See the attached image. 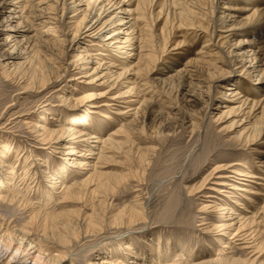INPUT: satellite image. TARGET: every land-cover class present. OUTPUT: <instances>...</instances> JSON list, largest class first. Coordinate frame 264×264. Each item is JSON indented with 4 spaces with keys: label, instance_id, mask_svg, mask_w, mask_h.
I'll use <instances>...</instances> for the list:
<instances>
[{
    "label": "rangeland",
    "instance_id": "374dc122",
    "mask_svg": "<svg viewBox=\"0 0 264 264\" xmlns=\"http://www.w3.org/2000/svg\"><path fill=\"white\" fill-rule=\"evenodd\" d=\"M42 1L54 18L45 28L33 25V2L19 0L21 14L17 22L33 25L27 40L16 47L19 56L28 57L27 64L10 73L3 65L6 51L0 47V154L13 166L9 170L14 173L9 175L14 177L13 191L26 205L9 208L0 200V219L4 218L16 229L29 228L33 239L38 240V236L56 239L60 248L53 253H61L64 264L125 261L127 256L122 250L125 243L142 254L167 249L172 255L177 254L181 264L216 259L225 253L229 258L226 264H264V174H258L264 170L259 167L264 165V111H256L264 99V84H256L258 74L249 72L245 68L248 63L240 56L244 47L251 56L264 53V23L252 26L244 21L251 13L244 10H263L264 0H200L193 11L206 14L202 19L197 17L202 27L194 22L177 26L180 6L183 9L192 0H161L164 2L160 3L162 9L158 8V13L152 7L148 11L146 37L158 35L154 31L163 26L165 31L159 39H149L152 46L145 49H149L146 54L152 59L142 61L139 69L132 67L137 59H131L128 68L124 64L126 55L105 47L100 40L73 43L74 36L90 25V18H83L88 13L85 5L80 6L83 11L77 14L70 7L75 0ZM158 15L162 19L156 23ZM2 19L0 14V30ZM135 26L139 30L142 24ZM200 31L205 36L211 34L212 43L219 47L211 48L214 55L211 59L202 58L207 65L194 64L196 79L181 87L180 75L205 39ZM2 37L0 32V40ZM224 37L225 40L221 39ZM243 41L247 42L240 45ZM78 54L85 56L86 61L95 59L113 72L111 84L98 87L97 92L105 96L99 109H90V102L83 100L94 85H87L88 79L84 78L72 81L78 77L77 71L68 70L67 64ZM141 54L138 53L139 57ZM241 69H247L248 75L239 72ZM168 70L171 71L167 75L161 73ZM128 73H135V78ZM57 75H62L61 81L43 92H34ZM20 76L22 82L18 81ZM126 76L128 83L123 86L132 87L136 93L139 80H148L144 83L147 89L139 93L138 101H128L134 105L136 118L130 117L133 128L122 137L127 140L126 154L121 157L109 154L96 165L94 178L90 171L78 177L83 184L92 182L81 186L76 196L62 200L55 194L45 202L44 196L51 192L47 187L49 175L64 161L51 148L38 149L44 145L33 141L36 133L29 127L42 124L56 130L85 119L92 121V128L96 134H103L104 140L121 128L122 118L118 114L127 105L111 106L108 98L118 94ZM169 76L174 77L166 78ZM153 78L164 81L152 82ZM26 84H29L27 92L22 93ZM230 84L233 88L238 84L236 90L247 95L248 106L254 103L255 107L228 114L221 104H227L223 94ZM191 91L195 97L188 95ZM59 96L67 99L61 102ZM72 104L82 106L73 110L68 106ZM41 118L47 122L40 123ZM43 162H47L45 173H39L38 164ZM22 169H27L28 180L24 182V175L20 176ZM32 180L35 182L31 183ZM37 181L43 192L38 190ZM32 212L41 219L30 221ZM45 214L49 216L44 218ZM235 215L240 220L257 221L251 228L254 246L250 249H244L235 239L226 241L229 236L220 232V225ZM222 241L228 243L227 249L220 248Z\"/></svg>",
    "mask_w": 264,
    "mask_h": 264
},
{
    "label": "bare ground",
    "instance_id": "6f19581e",
    "mask_svg": "<svg viewBox=\"0 0 264 264\" xmlns=\"http://www.w3.org/2000/svg\"><path fill=\"white\" fill-rule=\"evenodd\" d=\"M31 1L33 2V6H35V10L32 13L33 25L36 27L45 28L49 23H51V20H54V18L51 16L52 13L47 9L48 5H46L45 1L42 0ZM75 1L72 2L70 6L74 9L73 12L79 14L81 11H83L81 10L80 6L85 5L84 8L88 13L85 14L83 18H85L86 20H89L90 18V20L88 21L90 22V25L82 28L83 31L78 32L74 36V38L72 39L73 43L86 41V39H91L89 40L90 42H93L94 39L100 40L104 43L105 47H109L112 49L114 48V51L116 53H124L126 55L124 64L127 65L128 68L130 66V63H132L131 59H137L136 64H134L132 67L134 68L135 66H137L138 69L141 68L140 66L143 65L142 61L152 59L149 54H146L149 53V49L145 48H150L152 46L149 41L151 37L154 39H159L158 37L165 31V29L163 26L162 28L154 31L158 32V35L155 33L152 36H149V39L146 37V33L148 32V23L146 22L149 20L148 11L152 7L155 8L157 12V9L162 6V4L160 3L164 1L160 2L161 0H80L78 3H76ZM199 2L200 0H192V2L189 1V4L187 3L188 5L183 9H181L180 6L179 10L178 7L177 10H179V12H176V20L179 23L177 25L178 27L180 25L186 24L193 25V22L196 23L198 27H202L199 26L200 21L197 19V17L199 19H202L203 16H206V14L201 15L193 11L194 9H197ZM166 3H168V1ZM185 4L186 3H184V6ZM170 5L172 6L171 3ZM0 6V14L3 17L1 22L2 28L0 30L3 37L0 40V47L3 48V51H6V55L3 58V65L10 72L18 69L19 66L27 64L25 61L28 57L19 56L20 53H18V49L16 47L19 43L23 42L26 39L27 35L30 32L33 31V25H25L21 23V21L17 22L21 14L19 0H2ZM228 9L230 10L232 8L229 7ZM234 9L237 10L238 8ZM248 10H250L251 13L246 16V19L244 20L245 22L251 24L252 26L259 25L260 22L264 23V9L258 10V8H246L244 11ZM94 16H96V19L93 20ZM155 17L156 23L160 22V20L162 19V17H159V15ZM136 24H142L139 30H136ZM231 26L232 24L228 25L227 27ZM42 33L44 35H47L45 31H43ZM200 33L204 34L205 36V33L203 31H200ZM204 38L205 39L202 41V45L199 49L200 51L195 54L194 59L188 61L191 64L189 66H186L185 71L182 75H180L181 87H184L185 82H187L188 80L196 79L195 74L197 73V69L195 68L194 64L198 63L202 65H207V63L204 62L205 60H203L202 58L206 57L207 60L211 59L212 57H214V55L210 53L212 52L211 48L219 47L218 45H215V43H212L211 34L210 36L208 35ZM221 39L225 40L226 38L224 37ZM246 42L247 41H243L240 45H243ZM221 44L222 43H220L219 45ZM88 46L91 45L88 44ZM244 48L241 49L244 50V52L240 56L242 58V61L248 63V66H246L245 68H247L249 72L252 71L253 73L258 74L259 78L256 84H264V53H261L258 56H251L250 51H248L246 47ZM204 49L206 50L203 51ZM123 50L124 52H121ZM125 51L129 52L126 53ZM139 52L142 54L145 53L146 55L141 54V56L139 57ZM116 53L114 54L115 57H117ZM239 62L241 61L239 60ZM67 65L68 70L69 68H71V70L77 71L76 75L78 77L74 78L72 81L76 82L77 79L84 78L88 79V81L86 82L87 85H94L93 87L90 86V89L88 91L90 93L86 91L87 93H85L86 95H84L83 97L84 101L90 102L89 108H101L103 106L102 98H104L105 96L104 94L97 92L98 87L104 86L106 84H111V78L113 77V75L111 76V73L113 72H110L108 68H103L102 65L97 64L95 59H89L86 61L85 56H81L79 54L74 56V59L68 62ZM143 67L146 68V66ZM240 68H243V65ZM247 69H241L239 72H242L243 75H248L249 72H246ZM169 71L171 70H168V72L161 71V73L167 75ZM134 74L135 73H128L127 75H132V77H134ZM175 74L177 76L178 72H176ZM106 75L109 76L106 77ZM61 77L62 75H57L56 78L50 79L47 82L42 83L41 87L39 88V91L34 92L40 93L45 91L48 87H51L52 84L61 81ZM171 77L174 76H169L166 78ZM145 79L146 78H141V80H139L140 82L138 83L136 93V91L132 87L128 85L125 87L123 86L124 84L128 83L126 76L125 80L120 84L121 88L118 90V94L108 98L112 102L111 106H120V104H125L127 106L125 107L124 111L118 114L122 118V120L119 122V126L121 128H118L117 132L110 134L109 137L104 138V140L103 134H96V129L94 130V128H92V121L87 120L85 122V119H81L79 122H74L75 124L66 128H62L61 126H59L56 130L45 128L42 124L31 125L29 127L32 128L31 130L34 129V133H36L35 139H33V141H35L38 145L48 146H41L40 148L38 147V149L45 150L51 148L52 152L55 151V153L62 155V161H64V165L58 166L57 170L52 171V174L49 173L50 175L48 174L50 176V181L47 187L51 190V192L44 196L45 202L51 200L52 195L55 194L59 195V198H62V200L76 196V194H78V191H80L81 186L86 187L92 182V180L90 179L91 181L87 183H85V181L83 184L79 182V180H77L78 177H83V175H85L84 173H87L89 171L90 176L92 174H95V172H97L96 165L105 160L109 154H111V156L120 157L123 154H126L124 148L127 144V140L123 139L122 137L124 134H126V131H129L131 128H133L134 121L129 120L130 117L134 116L136 118L134 105L128 104V101H138L137 98L139 93H144V91L147 89L144 83L148 80ZM22 80L23 77L20 76L18 81L22 82ZM41 80L44 81L45 79L42 77ZM151 81L159 83L163 82L164 79L153 78ZM28 86L29 84L25 85L22 93L27 92L26 88ZM236 89H238V84L236 85V88H233V84H230V87H225L226 93L223 94V101H225L227 104H221V106H223V108L228 111V114L241 113L242 110H251L253 109V107H255L254 103L248 106L249 103L247 100V95L244 93L242 94V92L240 94ZM242 91L247 92V90ZM188 95L195 97L192 91L188 92ZM58 99H60L61 102H65L67 97L63 98L59 96ZM68 106L72 107L70 109L75 110L78 109L77 106L81 107L82 105L79 106L77 104H72ZM257 110L264 111V99H262L261 105L259 104L256 107V111ZM244 113L245 112H243L242 115H244ZM235 116L239 115L235 114ZM44 122L47 121L41 118L40 123ZM52 123L53 122H51V125H53ZM114 137L121 138L123 141L118 142ZM58 150L59 152H57ZM0 158H3L2 160H0L1 203L5 204L9 208L19 209L21 206L24 208L26 206L24 201L21 199V197L16 195L15 191H13L15 187L14 183L12 182L14 177L9 178V175L12 176L14 174L9 171L11 169L13 170V166L11 167V165L9 164V159L7 160V158H4L1 154ZM44 163L45 162L38 164L39 173H45L44 170L47 167V162L45 164ZM39 167L44 169H39ZM259 167H264V165L261 164ZM259 172V175L264 174V170H260ZM26 174L27 169H22L20 176L24 175L22 177L23 182L28 180ZM94 176L95 175H92V178H94ZM119 177L120 176H118V178ZM70 180L73 181L70 183ZM122 180H124V178H122ZM34 182L35 181L32 180L31 183ZM35 184L38 185V190L42 192L44 191L43 187L41 188V186H39V181H37ZM243 211L245 213H249L247 210ZM236 215L233 218L228 217L225 220V223H222L220 225V232L223 234L225 233L226 236H229L226 241H232L233 239H235L234 241H240V244L244 246V249H250L254 246V240L251 237V228L254 222L256 223L257 221L255 220L251 222L246 220H240L236 218ZM48 216L49 215L45 214L44 218H47ZM37 219H41L39 214L32 212L30 221H35ZM0 221V264H64L65 258H63L62 254L53 253L57 252V249L60 248V245H58L59 242L56 239L49 238L48 236H38V240L33 239L31 234L32 232L29 231V228L23 226L20 229H16L13 226L10 227V225L6 223V220L4 218L0 219ZM125 238L126 236H123L122 241H125ZM227 244V242L222 241L220 248L222 250L227 249ZM122 250L124 251V255H126L127 258H125V261L116 260L115 264H181L176 258L177 254L172 255V252L168 251L167 249L157 251L148 250V253L144 252V254H142L138 251V249L136 250L129 243H125ZM227 255L228 254L225 253L224 256L218 257L216 259H205L194 264H226L227 262H229V258H227ZM98 264L113 263L102 261Z\"/></svg>",
    "mask_w": 264,
    "mask_h": 264
}]
</instances>
